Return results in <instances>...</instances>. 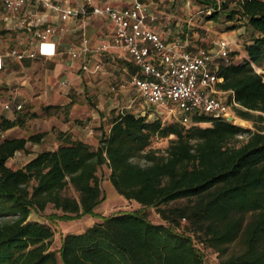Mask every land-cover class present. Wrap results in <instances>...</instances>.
<instances>
[{
    "label": "trees",
    "instance_id": "obj_1",
    "mask_svg": "<svg viewBox=\"0 0 264 264\" xmlns=\"http://www.w3.org/2000/svg\"><path fill=\"white\" fill-rule=\"evenodd\" d=\"M210 7L208 20L245 26L246 58L223 63L220 90H232L241 105L238 117L255 130L224 118L196 115L187 126L126 111L112 118L97 149L61 135L54 151L45 150L22 165H8L30 138L0 143V264H206L193 234L179 230L188 221L202 242L220 253L241 240L240 254L219 264H264V0H227ZM242 21V22H241ZM233 26V27H234ZM233 55V54H232ZM50 108V107H48ZM19 121L5 120L3 129ZM200 123H211L201 126ZM249 134L240 146L229 142ZM176 139L168 156L147 150L155 136ZM144 158L145 165L133 161ZM108 163L116 189L145 207H156L167 222L154 223L145 211H119L62 237L60 256L50 250L55 231L31 220L32 211L52 203L73 217L94 214L105 195L98 171ZM72 187L76 196L67 193ZM183 201V203H181Z\"/></svg>",
    "mask_w": 264,
    "mask_h": 264
},
{
    "label": "crops",
    "instance_id": "obj_2",
    "mask_svg": "<svg viewBox=\"0 0 264 264\" xmlns=\"http://www.w3.org/2000/svg\"><path fill=\"white\" fill-rule=\"evenodd\" d=\"M85 1L53 0L66 6ZM134 1L92 0V5L126 8ZM140 1L148 7L151 28L167 43L196 52L213 50L217 42L227 40L231 52L237 51L236 33L245 26L235 27L237 22L222 15L217 21L207 19L210 7L219 5V0ZM237 1L227 0L230 7ZM47 26L55 29L56 55L31 56L37 44L34 30ZM113 37L114 25L107 15L63 21L57 11L35 0H28L20 12L5 9L0 0V124L19 121L0 127V143L42 136L28 140L8 165H22L42 151L56 150L63 134L92 145L112 110L131 107L138 97L145 103L132 84L140 68L129 53L113 46Z\"/></svg>",
    "mask_w": 264,
    "mask_h": 264
},
{
    "label": "built area",
    "instance_id": "obj_3",
    "mask_svg": "<svg viewBox=\"0 0 264 264\" xmlns=\"http://www.w3.org/2000/svg\"><path fill=\"white\" fill-rule=\"evenodd\" d=\"M1 1L5 9L20 12L28 0ZM35 1L57 11L63 21L74 17L107 15L114 25L113 46L129 53L139 66L140 74L132 78V84L155 112L188 124L192 123L194 116L202 114L228 120L233 115L231 106H238L234 95L231 103L216 96V87L224 80L218 72L231 56L227 40L217 42L213 50L202 48L196 52L187 51L186 45L167 43L151 28L148 7L140 0H135L126 8L93 6L92 0L67 6L56 4L53 0ZM22 24L26 26V20ZM54 30L52 26L34 30L37 44L31 56L56 55L57 46L52 39ZM2 68L3 58L0 56V70Z\"/></svg>",
    "mask_w": 264,
    "mask_h": 264
},
{
    "label": "rangeland",
    "instance_id": "obj_4",
    "mask_svg": "<svg viewBox=\"0 0 264 264\" xmlns=\"http://www.w3.org/2000/svg\"><path fill=\"white\" fill-rule=\"evenodd\" d=\"M219 3H224L223 0H219ZM249 32L246 30V27L242 30L237 31L236 33V41L238 46L236 47L237 51H232L231 56L235 57L237 61H242L246 58L247 54L245 51V45L249 42ZM233 54V55H232ZM258 73H264V65L263 67H255ZM218 88V87H217ZM218 96L221 100L225 102H230L232 95H234L232 90L223 91L217 89ZM231 103V102H230ZM236 108H241V105L238 103L237 105L231 106V112L235 116V118L242 119L237 116ZM130 111L137 115L148 116L151 119H160L163 124H169L175 121L176 119L167 118L165 115L160 114L159 112H155L154 109L148 106L143 102L141 97H138L135 104L131 107H122L119 110L114 109L111 112V116L108 120L105 121L104 125L101 127V132L95 134L94 143L90 145L92 149H97L100 146L101 137H107L110 134L112 128V118L117 114H121L123 112ZM149 113H152L149 116ZM246 128H250L255 130V126L253 122L247 121ZM192 123L186 124L190 126ZM201 126H209L211 123H200ZM249 138L248 133H244L242 135H238L232 140H230V146H240L242 143L247 141ZM176 139L175 135H170L169 137H159L155 136L152 139L151 145L147 150H153L157 155L168 156V148L173 144ZM134 162L140 163L141 165L146 164V160L144 158L138 157L133 159ZM15 165V163H12ZM20 165V164H18ZM111 166L106 163L104 164L98 171V176L100 180V184L104 191V199L103 201L94 209V214H82L79 217H73L69 214L64 213L61 209H57L54 207L52 203L48 204L43 211L37 212L32 211L30 215L31 220H36L39 222L49 224L52 229L55 231L54 238L50 245V250L56 251L58 257L60 256V249L62 245V237L68 233H80L84 232L87 228L93 226L94 224L101 222L105 217L116 214L119 211H145L148 217L154 223H164L165 222L161 215L158 213L156 207H145L138 201L134 199H129L123 194H121L115 187L114 183L111 180ZM67 193L70 195L76 196L77 194L74 192L72 187H69ZM183 203V201H181ZM194 228L188 221H182L181 226L179 228L180 231L185 232L187 234H193L195 237V244L201 250L204 255V260L206 264H219L222 260L228 259L229 257L238 255L243 250V244L241 240L235 241L228 245L226 252L220 253L216 251L214 248L207 246L205 242H202V235L199 233H194L192 230Z\"/></svg>",
    "mask_w": 264,
    "mask_h": 264
},
{
    "label": "water",
    "instance_id": "obj_5",
    "mask_svg": "<svg viewBox=\"0 0 264 264\" xmlns=\"http://www.w3.org/2000/svg\"><path fill=\"white\" fill-rule=\"evenodd\" d=\"M229 122H234L235 125L241 126L243 128H246V122L244 119L235 118V116L231 115L228 117Z\"/></svg>",
    "mask_w": 264,
    "mask_h": 264
}]
</instances>
